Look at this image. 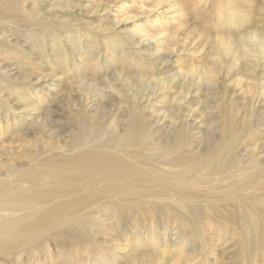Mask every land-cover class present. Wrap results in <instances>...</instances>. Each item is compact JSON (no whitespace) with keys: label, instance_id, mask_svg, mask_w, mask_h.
I'll return each mask as SVG.
<instances>
[{"label":"bare ground","instance_id":"obj_1","mask_svg":"<svg viewBox=\"0 0 264 264\" xmlns=\"http://www.w3.org/2000/svg\"><path fill=\"white\" fill-rule=\"evenodd\" d=\"M152 1L110 0L99 11L112 9L109 3L118 5V11L113 13L120 19L113 26L122 27L127 34L123 42L132 47L128 58L134 55L133 50L135 53L156 50L155 57L152 52L145 55H151L154 59L150 60L158 65L168 62L174 53L177 30L185 24L187 14H197V4L203 0H173L175 3L170 0L164 10L160 0L153 7L146 5ZM249 1L224 0L229 10L227 26L240 23L241 16L235 18L238 15L232 9H242L237 13L245 15ZM238 3H244V7ZM78 5V0H0V61L4 57L12 60L10 55L16 52L20 60L29 64L43 63L47 70L66 74L72 60L80 56L81 48L88 49L90 60L98 58L101 50L92 42L94 38L91 41L92 34L82 33L89 39L85 43L78 36L81 25L78 19H73ZM133 7L140 12L130 15ZM103 38L108 39V33ZM229 38L221 36L215 40L223 52L231 55V65L242 59L250 68L254 64L250 59L253 55L264 59L263 33H247L236 41ZM254 42L259 44L256 50ZM189 44L194 43L187 38L181 41V50ZM113 48L107 53L115 56L117 52ZM91 49L96 50L95 54ZM120 51H125L123 46ZM108 56H102L101 63L110 59ZM2 63L0 84L10 77ZM93 65L97 67L96 63ZM205 73L212 77L214 68H208ZM57 75L32 78L21 73V85L13 84L12 91H22L26 102H15V98L16 104L10 105L11 99L2 101L0 96L6 110L11 106L14 113L21 114L7 116L6 123L0 124V134L16 126L21 129L33 110L38 112L34 119L52 114L51 106L56 101L54 84L49 81ZM172 81L173 78H168L160 80V84L166 88ZM173 83L174 87L178 86V82ZM2 89L0 86V92ZM185 91L184 99L190 95L189 88ZM231 128V124L226 125L225 132ZM123 132L112 122L105 129L91 124L79 133L68 150L57 147L48 155L33 157L26 165L15 167L9 161L0 167V264H98L107 248L97 242L98 233L94 234L92 227L100 225L102 217L111 219V212L116 224H132L128 225V234L120 238L121 255L127 253L130 238L136 247L143 233L154 234L153 218H158L165 223L160 236H165L170 221L175 224L169 229L174 233L168 254L179 252L181 238L189 236L192 243L199 245L196 257L200 256L207 247L204 228L216 224L229 228L237 236L241 248L249 251V264H264V162L256 152L248 151L250 161L243 167L238 155L244 148L240 140H235L238 136L222 138L215 148L201 153L186 133L161 142L152 136L154 130L140 120ZM112 138L115 141L110 144ZM141 219L144 223H137ZM153 239L154 236L148 237ZM165 257L170 259V255ZM207 259L203 254L201 261Z\"/></svg>","mask_w":264,"mask_h":264},{"label":"rangeland","instance_id":"obj_2","mask_svg":"<svg viewBox=\"0 0 264 264\" xmlns=\"http://www.w3.org/2000/svg\"><path fill=\"white\" fill-rule=\"evenodd\" d=\"M78 1L79 5L73 16V19H78L77 23L81 25L78 36L85 43L89 39L82 33L85 31L89 35L92 34L91 41L94 38L92 42L101 50L98 51V58L90 60V56H87L88 49L83 47L80 49V56L72 60L74 64L70 63L67 67L66 74H61L60 70L58 72L47 70L43 63L29 64L26 60H20V55L14 51V54L10 55L13 57L12 60L4 57L0 61L3 62L1 66H6L10 74L7 81L0 84L3 86L0 96L2 101L6 98L11 99L10 105L16 104V101L26 102V96L22 91H12L13 84L21 85L22 72L32 78L37 75L58 74L49 81L50 84H54V101H56L51 106L52 117L45 115L34 119L38 112L33 110L30 113L31 118L24 117L26 119L21 122L23 125L21 129L16 126L8 130V134H0L2 160L0 167H4L9 161L15 167L21 163L26 165V162H30L33 157L42 153L48 155L57 147L68 150L73 147L79 133L91 124L105 129L112 122L123 134V130L139 120L144 126L153 129L152 136L161 142L171 141L186 133L192 145L201 153L215 148L222 138L229 140L238 136L235 140H240V146L244 148L238 155L241 165L244 167L249 164L248 151L256 152L258 158L264 162V59L259 60L256 57L259 56L258 54L253 55L250 59L254 64L250 68L242 59L238 60L236 65H231V55L223 52L215 40L216 37L230 36L229 39L236 41L247 33L264 34V0H250V7L246 8L249 12L246 11L245 15L237 13L242 9L233 8L232 11H236L235 14L238 15L234 17L241 16L240 23L233 27L227 26L229 10L226 9L224 0H203L202 3H198L197 14H187L185 24L176 32L177 39L172 41L174 53L170 55L168 62L164 64L160 62L158 65L150 60L157 56L156 50L136 53L133 50L135 56L128 58L132 47L123 42L127 34L122 27L113 26L120 19L113 13L118 11V5L115 7L109 3L112 9L99 11L110 0ZM168 1L170 3V0H160V3L159 0H154L146 5L153 7L159 3L164 10ZM132 2L136 3L137 0ZM176 3L178 4L177 1ZM238 5L244 7V3ZM133 12L139 13L140 10L133 7L130 15L136 14ZM107 33L108 39L105 40L103 34ZM186 38L192 40L195 45L189 44L185 46L186 49L181 50L180 43ZM105 46L108 47L107 52L114 47L116 55L108 54ZM122 46L125 51L121 52ZM253 46L256 50L259 44L254 42ZM95 52L96 50L91 49L92 54ZM151 52L153 57L145 55ZM105 54L109 55L110 59L103 64L101 61ZM95 63L97 67L93 65ZM208 68H214L212 77L205 73ZM168 78H173L171 85L162 87L160 80ZM173 82H178V86L174 87ZM188 88L190 95L186 96L185 100L183 97ZM2 101H0V124L6 123L7 116L10 118L15 114L21 115L14 113L11 106L6 110ZM229 124L232 128L226 133L225 128ZM114 141L115 139L112 138L110 144ZM112 216L114 215L111 212V219L102 217L101 224L92 227L94 234L98 233L95 235L97 242H102L101 244L107 248L98 264H128L134 260L137 264H185L191 259L194 260L192 264L250 263L249 251L241 248L237 236L229 228L219 227L216 224L204 228V233L208 236L207 247L200 252V256L205 254L208 257L205 262L201 261L200 256L196 257L200 251L199 245L192 243V238L189 236L181 238L179 252L168 254L167 251L172 249L170 245L173 244L171 240L174 233L169 229L175 224L170 221L165 236H160L161 226L165 223L158 218H153L154 234L143 233L144 237L137 240V248L133 246L135 243L130 238L127 253L121 255L118 251L120 238L128 234L130 230L128 225L132 224L129 222L127 225L116 224ZM137 223L142 224L144 220L141 219ZM123 229H126L125 232ZM150 235L154 236L153 240H148ZM196 247L198 249L195 250ZM208 249H212L213 252ZM166 255H170V259L166 258ZM108 259L110 262H107Z\"/></svg>","mask_w":264,"mask_h":264}]
</instances>
